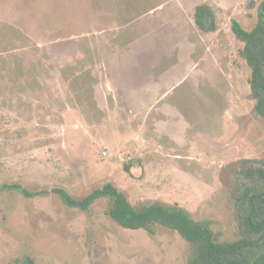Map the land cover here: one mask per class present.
<instances>
[{"label": "rangeland", "instance_id": "obj_1", "mask_svg": "<svg viewBox=\"0 0 264 264\" xmlns=\"http://www.w3.org/2000/svg\"><path fill=\"white\" fill-rule=\"evenodd\" d=\"M261 1L0 0V264H189L177 231L125 228L110 199L81 209L55 188L111 183L235 238L231 188L264 160V118L233 24L253 29ZM202 2L217 31L196 25Z\"/></svg>", "mask_w": 264, "mask_h": 264}, {"label": "trees", "instance_id": "obj_2", "mask_svg": "<svg viewBox=\"0 0 264 264\" xmlns=\"http://www.w3.org/2000/svg\"><path fill=\"white\" fill-rule=\"evenodd\" d=\"M252 1L251 5L255 6ZM258 22L251 29H245L234 21L233 29L244 42L240 57L250 67L249 83L255 98V112L264 118V0L258 5ZM195 23L204 32L219 28L215 8L207 2L196 5ZM252 160H250L251 162ZM130 171L131 165L125 166ZM17 189L26 196L34 195L18 183L5 185ZM65 204L89 209L101 198L110 199V217L128 229H145L152 233L161 225L177 231L193 245L189 264H264V160L260 165L254 162L237 172L232 184L230 198L234 206L236 231L234 239H223L221 232L213 227V221H198L179 205L162 202L133 205L127 195L115 185L108 183L84 197L76 198L62 188H55ZM24 264H36L26 256Z\"/></svg>", "mask_w": 264, "mask_h": 264}, {"label": "built area", "instance_id": "obj_3", "mask_svg": "<svg viewBox=\"0 0 264 264\" xmlns=\"http://www.w3.org/2000/svg\"><path fill=\"white\" fill-rule=\"evenodd\" d=\"M104 154H105V155H107V152H106V151H104Z\"/></svg>", "mask_w": 264, "mask_h": 264}]
</instances>
